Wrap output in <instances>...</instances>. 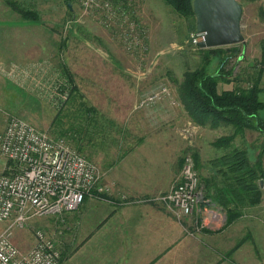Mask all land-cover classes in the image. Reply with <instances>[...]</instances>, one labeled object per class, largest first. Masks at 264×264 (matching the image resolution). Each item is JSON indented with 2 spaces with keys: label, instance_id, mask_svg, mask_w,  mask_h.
Returning a JSON list of instances; mask_svg holds the SVG:
<instances>
[{
  "label": "rangeland",
  "instance_id": "obj_1",
  "mask_svg": "<svg viewBox=\"0 0 264 264\" xmlns=\"http://www.w3.org/2000/svg\"><path fill=\"white\" fill-rule=\"evenodd\" d=\"M9 1L34 12L36 18L20 15L7 3ZM237 1L243 8L241 30L245 41L229 46H236L238 52L225 64L230 73L223 77L228 84H220L221 88L250 86L252 72L256 71V66H252L261 57L264 0ZM126 8L146 29L142 50L127 51L117 27L100 22L96 12H84L80 0H0V26L25 29L28 40L26 63L19 67L12 64L8 70L11 108L4 117L0 110V122L4 118L5 126L8 116L16 115L51 136L65 137L96 164L102 179L125 152L157 125L155 122L160 116L151 122L150 110L158 113V109H178L179 105L174 106L179 104L175 97H179L184 73L201 64V53L193 40L195 17L179 14L164 0H133ZM12 45L17 47L15 37H12ZM211 64L210 71H213L217 60L212 59ZM20 67L25 75L18 77L15 70ZM64 68L69 71L72 82L63 77ZM71 83L76 85L77 92L73 95H77L66 103L69 99L67 89L58 90L57 84ZM259 86L262 88L259 97L264 101L263 78ZM163 88L167 90L164 95L153 102L147 101L151 93ZM143 100L149 104L141 105ZM85 107L92 109L89 116ZM260 114L264 116V109ZM144 115L146 122H142ZM171 119L170 115H162L161 123ZM179 119L182 123L175 133L180 145L176 173L181 170L184 156L190 154L195 163L197 160V170L206 189L204 178L210 175L208 161L228 150L215 147L213 142L233 133L234 128L224 123L218 128L199 125L189 116ZM257 137L249 130L236 135L232 144L246 148L252 160L256 149L248 141L260 142L258 145L264 148V134ZM262 162L264 168V156ZM260 184L262 199L257 207L243 208L242 217L229 226L224 210L225 218L220 228H209L214 231L212 235L219 244L217 264H232L226 254L239 239H245V245H235L238 247L235 257L240 258L235 261L238 264H264V177ZM182 219L191 225L187 227V234L195 239L200 251L203 240L197 238L200 229H195L193 216L190 221L185 217L179 220ZM6 226L7 222H0V233ZM35 228L44 229L55 240L61 254L60 263L66 262L74 245L67 241L70 229L65 212L38 216L29 220L23 229L16 228L14 241L20 249L27 250L32 246ZM244 258H248V262H244Z\"/></svg>",
  "mask_w": 264,
  "mask_h": 264
},
{
  "label": "crops",
  "instance_id": "obj_2",
  "mask_svg": "<svg viewBox=\"0 0 264 264\" xmlns=\"http://www.w3.org/2000/svg\"><path fill=\"white\" fill-rule=\"evenodd\" d=\"M12 37L16 38L17 47L12 45ZM27 41L25 29L0 26V110L3 117L11 108L8 70L12 64L19 67L26 63ZM18 69L15 70L18 77L25 75L21 67ZM262 78L264 80V73ZM175 100L179 102L174 105H179L176 111L169 107L163 111L158 109L159 115L150 110L151 122L160 116L155 122L157 125L109 168L103 181L113 185L112 193L101 197L86 196L77 209L65 212L70 229L67 241L74 245L66 257L68 264L218 263L219 244L212 235L214 231L209 230L212 227L200 229L197 238L203 241L199 251L195 239L187 234V227L191 225L185 219L174 217L160 202L151 200L156 194L167 191L179 175L176 171L180 145L175 133L182 123L179 118H188V114L180 97ZM162 115H170L171 121L161 123ZM146 121L144 115L142 122ZM3 124L4 118L0 122V131ZM249 130L252 129H245L244 133ZM253 131L258 135L256 139L264 134ZM248 143L256 149L253 156L256 159L262 146L254 140ZM263 156L264 153L261 161ZM121 194H126L128 199L122 200ZM191 217L185 218L190 221ZM238 218L226 225L235 223ZM244 242L245 239H239L236 244L245 245ZM236 244L226 254L232 264H238L236 261L240 259L235 257ZM243 261L248 262V258Z\"/></svg>",
  "mask_w": 264,
  "mask_h": 264
},
{
  "label": "built area",
  "instance_id": "obj_3",
  "mask_svg": "<svg viewBox=\"0 0 264 264\" xmlns=\"http://www.w3.org/2000/svg\"><path fill=\"white\" fill-rule=\"evenodd\" d=\"M131 1L80 3L84 12H96L100 22L117 27L127 51H138L145 48L146 29L126 8ZM193 40L197 42L196 34ZM166 91L151 93L147 101H155ZM148 102L143 100L141 105ZM112 189V184L104 183L96 164L65 137L51 136L25 119L9 115L0 131V222H7L0 233V264H59L60 250L44 229L33 230V244L27 250L15 243V229H23L38 216L73 211L86 196L101 197ZM121 198L127 200L128 196L121 194ZM151 200L160 202L178 219L193 216L195 229L218 228L224 222V209L206 194L190 154L184 156L170 188Z\"/></svg>",
  "mask_w": 264,
  "mask_h": 264
},
{
  "label": "trees",
  "instance_id": "obj_4",
  "mask_svg": "<svg viewBox=\"0 0 264 264\" xmlns=\"http://www.w3.org/2000/svg\"><path fill=\"white\" fill-rule=\"evenodd\" d=\"M164 1L179 14L194 17L192 0ZM7 3L25 18H36L34 12L21 8L17 2ZM199 51L201 64L184 73L179 97L194 123L209 124L212 128L224 123L234 128L233 133L220 136L213 142L215 147L228 150L208 161L210 175L204 178L206 194L226 211V223H230L242 214L243 208L257 205L262 199L260 181L264 177L261 161L264 148L256 159L250 160L247 149L233 145L232 142L236 135L243 134L245 129L264 132V116L260 114L264 109V101L259 97L262 92L259 83L264 73V40L261 43V57L252 66H256V71L253 70L251 75L253 82L247 87H220V84L227 83L223 77L230 71L225 69V64L238 52L236 46L199 48ZM212 59H216L217 64L213 65L214 70L210 71ZM62 75L72 82L67 68H64ZM59 88L61 91L67 89L69 99L66 103H70L71 97L77 95H73L77 92L74 83L65 86L57 84V89ZM83 109L89 116L92 109ZM80 129L83 130V127ZM195 166L198 168L197 160Z\"/></svg>",
  "mask_w": 264,
  "mask_h": 264
},
{
  "label": "water",
  "instance_id": "obj_5",
  "mask_svg": "<svg viewBox=\"0 0 264 264\" xmlns=\"http://www.w3.org/2000/svg\"><path fill=\"white\" fill-rule=\"evenodd\" d=\"M68 6L71 8V4ZM198 48L229 47L245 41L237 0H192Z\"/></svg>",
  "mask_w": 264,
  "mask_h": 264
}]
</instances>
